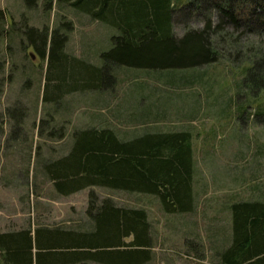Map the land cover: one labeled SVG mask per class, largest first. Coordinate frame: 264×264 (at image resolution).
<instances>
[{
	"label": "rangeland",
	"instance_id": "374dc122",
	"mask_svg": "<svg viewBox=\"0 0 264 264\" xmlns=\"http://www.w3.org/2000/svg\"><path fill=\"white\" fill-rule=\"evenodd\" d=\"M44 1L27 9L21 0H0L11 31L8 41L0 38V232H89L93 219L86 212L93 193L94 208L108 200L145 211L150 237L145 264H218L210 249L216 241L232 239L231 204L264 202V91L255 94L242 86L246 69L264 57V33L225 27L212 35L221 52L216 63L161 71L116 67L114 84L105 79L100 89L62 93L50 82L48 99L42 101L46 60L31 47L22 49L17 30L22 19L39 33L70 22L64 52L93 67L101 66L99 54L111 48L110 38L117 34L69 3L53 0L46 10ZM187 1L172 4L180 8ZM193 13L173 19L175 36L202 28ZM87 129H109L119 141L147 133H189L191 212L167 214L155 196L104 187L58 194L45 166L69 153L75 131ZM87 259L92 261L78 264H107Z\"/></svg>",
	"mask_w": 264,
	"mask_h": 264
},
{
	"label": "trees",
	"instance_id": "16d2710c",
	"mask_svg": "<svg viewBox=\"0 0 264 264\" xmlns=\"http://www.w3.org/2000/svg\"><path fill=\"white\" fill-rule=\"evenodd\" d=\"M21 1L27 9L39 3ZM55 1L69 3L115 28L117 34L110 38L111 48L99 54L101 66L93 67L74 61L64 52L65 31L72 30L70 22L49 30L45 27L39 33L22 19V27L17 29L22 49L31 47L46 60L42 101L48 99L50 82L62 93L100 89L105 79L113 84L116 67L161 71L216 63L221 52L214 47L212 35L225 27L264 33V0H188L180 8L174 7L172 0ZM52 3L45 0L44 8L50 10ZM193 12L200 16L202 28H187L181 37L175 36L173 19H188ZM212 13L218 19L216 24ZM5 21V13L0 10V38L8 41L11 31ZM1 68L0 61V74ZM242 86L255 94L264 91V57L246 69ZM190 139L187 132H169L119 141L109 129L75 131L71 150L47 164L46 175L60 195L104 187L155 196L167 214L187 213L193 203ZM90 196L86 213L93 219L91 231L37 228L32 233L0 232L2 264H75L87 258L107 264L148 262L150 237L145 211L119 208L108 200L94 208L93 193ZM230 208L232 244L219 254L218 263L264 264V202L241 201ZM127 238H132L131 242L124 243Z\"/></svg>",
	"mask_w": 264,
	"mask_h": 264
},
{
	"label": "crops",
	"instance_id": "0c3cea01",
	"mask_svg": "<svg viewBox=\"0 0 264 264\" xmlns=\"http://www.w3.org/2000/svg\"><path fill=\"white\" fill-rule=\"evenodd\" d=\"M191 155H192V149H191ZM193 174H194V171L192 169V164H191L190 188H191L192 196L194 197L195 190L193 189V184H192ZM197 182L200 183L201 182V179H197ZM200 191H203V189L201 190V188H198L197 192H200ZM190 212H188V213H190ZM231 228H232V226H231ZM231 244H232V239L227 240V243H220L219 241H216V244H212V248H211L212 250L210 249V254L213 255L214 259L218 262V260H219V254L222 253V251H224L226 248H228ZM85 261L87 262V261H92V260H88L87 259ZM75 264H78V263H75Z\"/></svg>",
	"mask_w": 264,
	"mask_h": 264
}]
</instances>
